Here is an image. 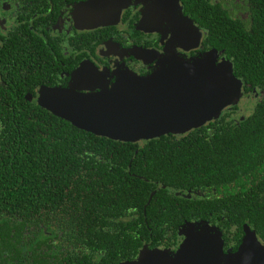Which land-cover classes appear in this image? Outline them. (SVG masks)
<instances>
[{
  "label": "trees",
  "instance_id": "16d2710c",
  "mask_svg": "<svg viewBox=\"0 0 264 264\" xmlns=\"http://www.w3.org/2000/svg\"><path fill=\"white\" fill-rule=\"evenodd\" d=\"M181 1L241 91L260 98L242 118L226 107L185 133L123 142L34 104L3 72L0 264H122L149 241L173 254L181 244L151 247L189 224L220 232L224 253L244 226L264 244V0H242L245 19L224 0Z\"/></svg>",
  "mask_w": 264,
  "mask_h": 264
},
{
  "label": "flooded vegetation",
  "instance_id": "af4514ba",
  "mask_svg": "<svg viewBox=\"0 0 264 264\" xmlns=\"http://www.w3.org/2000/svg\"><path fill=\"white\" fill-rule=\"evenodd\" d=\"M182 7L181 0H0V81L3 72L13 76L22 82L25 98L42 106V90L68 88L86 64L111 84L115 71L146 76L160 61L201 58L210 51L206 32L183 15ZM87 81L83 75L82 86ZM90 83L100 85V80ZM167 239L151 248L176 251L183 241ZM144 245L150 248L151 241Z\"/></svg>",
  "mask_w": 264,
  "mask_h": 264
},
{
  "label": "water",
  "instance_id": "95a60500",
  "mask_svg": "<svg viewBox=\"0 0 264 264\" xmlns=\"http://www.w3.org/2000/svg\"><path fill=\"white\" fill-rule=\"evenodd\" d=\"M218 56L209 51L189 61H160L146 76L115 71L111 84L106 74L88 70L86 64L73 74L68 88L42 90L40 103L71 125L115 141L185 133L215 119L241 97L240 81L232 76L229 62ZM94 78L100 85H91ZM182 233L175 253L144 245L136 260L122 264H264V244L247 226L235 253H224L221 233L205 225L196 230L189 224Z\"/></svg>",
  "mask_w": 264,
  "mask_h": 264
},
{
  "label": "rangeland",
  "instance_id": "374dc122",
  "mask_svg": "<svg viewBox=\"0 0 264 264\" xmlns=\"http://www.w3.org/2000/svg\"><path fill=\"white\" fill-rule=\"evenodd\" d=\"M223 2L226 3L230 10H237L238 14L243 19L247 18L246 3H243L242 0H224ZM256 100L258 99H255L252 94H243V92L241 91V97L238 100L237 104L230 107L236 106L234 115H236V117L238 118H242L249 113Z\"/></svg>",
  "mask_w": 264,
  "mask_h": 264
}]
</instances>
